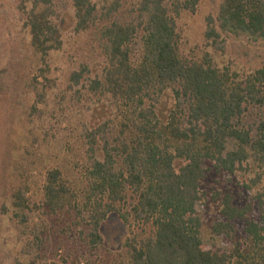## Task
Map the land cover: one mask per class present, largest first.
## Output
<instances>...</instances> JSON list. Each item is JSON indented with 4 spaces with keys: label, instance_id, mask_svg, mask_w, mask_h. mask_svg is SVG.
<instances>
[{
    "label": "trees",
    "instance_id": "trees-1",
    "mask_svg": "<svg viewBox=\"0 0 264 264\" xmlns=\"http://www.w3.org/2000/svg\"><path fill=\"white\" fill-rule=\"evenodd\" d=\"M196 5L19 0L30 46L42 60L62 49L59 19L68 10L73 36L89 34L95 43L100 73L88 78L91 69L82 62L68 80L78 87L86 79L88 94L108 99V126L87 135L78 188L51 169L40 207H31L70 220L93 250L102 244V223L116 216L129 232L111 264H264V66L239 74L208 52L183 55L174 19ZM205 35L264 43V0H221ZM167 91L173 106L162 121L155 109ZM212 175L229 183L239 179L246 196L225 190L211 195L214 243L205 244L199 206L208 201L202 185ZM24 195L16 189L12 207L26 230L31 202ZM21 233L22 252L41 259L36 235Z\"/></svg>",
    "mask_w": 264,
    "mask_h": 264
},
{
    "label": "rangeland",
    "instance_id": "rangeland-1",
    "mask_svg": "<svg viewBox=\"0 0 264 264\" xmlns=\"http://www.w3.org/2000/svg\"><path fill=\"white\" fill-rule=\"evenodd\" d=\"M220 2L197 0L193 13L181 12L175 17L181 53L197 57L208 52L219 66L239 74L263 67V42L227 35L206 37L207 23L215 18ZM25 18L19 10V0H0V264H72L76 260L111 264L129 232L116 216H109L102 223V244L93 250L85 247L79 229L70 220L51 219L31 207H40L45 174L51 169H59L69 185L78 188L81 157L87 156V135L106 123L108 126V99L88 94L86 79L78 87L68 80L69 73L82 62L91 69L88 78L100 73L95 43L89 34L73 36L68 10L59 19L62 49L42 60L30 46L23 25ZM172 106V96L167 91L156 106L158 118L164 121ZM94 152L100 160L97 146ZM19 188L31 202L26 230L13 216L12 196ZM202 190L207 192L208 201L199 206L201 238L203 243L211 244L214 241L209 228L217 215L211 195L225 190L244 198L246 193L241 190L239 179L229 183L224 177L213 175L203 183ZM22 231L30 239L36 235L44 252L41 259L34 260L22 252Z\"/></svg>",
    "mask_w": 264,
    "mask_h": 264
}]
</instances>
